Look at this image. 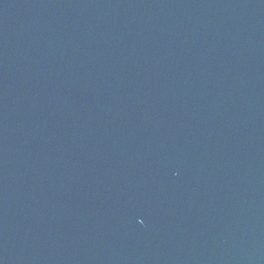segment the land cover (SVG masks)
<instances>
[{
  "label": "water",
  "instance_id": "water-1",
  "mask_svg": "<svg viewBox=\"0 0 264 264\" xmlns=\"http://www.w3.org/2000/svg\"><path fill=\"white\" fill-rule=\"evenodd\" d=\"M0 264H264V0H0Z\"/></svg>",
  "mask_w": 264,
  "mask_h": 264
}]
</instances>
